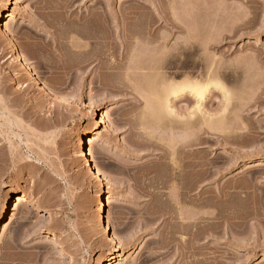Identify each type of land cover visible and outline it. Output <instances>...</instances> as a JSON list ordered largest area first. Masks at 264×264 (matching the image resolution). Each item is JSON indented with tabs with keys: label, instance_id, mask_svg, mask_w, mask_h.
<instances>
[{
	"label": "rangeland",
	"instance_id": "rangeland-1",
	"mask_svg": "<svg viewBox=\"0 0 264 264\" xmlns=\"http://www.w3.org/2000/svg\"><path fill=\"white\" fill-rule=\"evenodd\" d=\"M14 2L0 0V264H98L117 248V264H264V0ZM158 12L177 17L174 37L227 40L171 62L175 42L158 52L166 32L149 34L171 29ZM207 61L231 93L203 113L186 96L183 117L155 123L164 80ZM90 134L103 186L77 156Z\"/></svg>",
	"mask_w": 264,
	"mask_h": 264
},
{
	"label": "bare ground",
	"instance_id": "bare-ground-1",
	"mask_svg": "<svg viewBox=\"0 0 264 264\" xmlns=\"http://www.w3.org/2000/svg\"><path fill=\"white\" fill-rule=\"evenodd\" d=\"M20 2V0H15V2L14 3H12V4H18ZM5 14H6V17H7V19H9L10 18V20L12 19V15H11V13L7 10V11H5ZM165 15V14H164ZM164 15H162V12L160 13V12H158V14L156 15L155 14V18H156V22H157V20L158 21H161V20H164V22L166 23H170V25H171V29H169V28H167L166 26H158V27H153L151 30H150V36L151 37H153V36H155V34L157 35V37L158 36H160V32L159 31H162V29H163V31H164V33L166 32V35H164L163 37L161 36V39H157V40H154L153 41V43H152V41H150L152 44H157V45H155V51H158V52H164L165 53V51L169 48V50H170V48L172 47H169L170 46V44H172V41H174L175 42V44H174V46H175V48L174 49H172L171 50V53H170V51H169V56H168V54H167V56H168V59L171 61V60H175L176 58H178V54L176 53V52H178V51H176V49H177V44H178V42H180V41H183V40H185V38H187V40L188 41H190V44L191 45H193V46H197L198 48H199V46L200 47H202V45H204L205 46V43L204 42H206L207 43V40L205 41L204 40V42H203V44H202V41H200L199 40V38L197 37L198 36V33H197V30L196 29H192L193 30V32L195 33H197V35H194V34H191L190 32H192L191 31V29H188L187 31V37L186 36H183V37H185V38H181V37H179L178 36V38L177 37H174V36H176V34H175V32H174V30H181V27H180V23H179V21H177V17H175L176 18V22L175 21H173V19H175L174 17H172L173 19H170L171 17H170V15H168V16H164ZM171 16H175L174 14L173 15H171ZM0 18H2V16L0 17ZM3 18H4V16H3ZM129 19V18H128ZM177 22L179 23V24H177ZM159 23V22H158ZM7 25V24H6ZM184 28H185V26H183ZM183 28V29H184ZM190 28V27H189ZM215 27L213 26V28H212V30H213V32H214V29ZM126 29V28H125ZM186 29V28H185ZM130 30V29H129ZM220 30V29H219ZM162 31V32H163ZM216 31V30H215ZM218 31V30H217ZM159 32V35L157 34ZM181 32V31H180ZM182 32H184V31H182ZM213 32H211L210 33V35L213 33ZM219 32V31H218ZM217 32V33H218ZM221 32H222V29H221ZM179 33V32H178ZM195 33V34H196ZM215 33V32H214ZM213 33V34H214ZM220 33V32H219ZM148 34V35H149ZM200 34V33H199ZM212 34V35H213ZM222 34V33H221ZM220 34V37H222V35H224V33L221 35ZM129 35V34H128ZM132 36H133V34H131ZM136 35V34H135ZM138 35V34H137ZM136 35V36H137ZM215 36H216V33L214 34ZM213 35V36H214ZM226 35V34H225ZM126 36V35H125ZM131 36V37H132ZM212 36V37H213ZM214 36V37H215ZM218 36V35H217ZM216 36V37H217ZM129 37V36H128ZM141 37V36H140ZM144 36H142V38H143ZM210 37V36H209ZM208 37V38H209ZM219 37V38H220ZM226 37V36H225ZM224 36L222 37V39L223 38H225ZM230 37V36H229ZM130 38V37H129ZM219 38H217L218 40L217 41H219ZM125 39V38H124ZM147 39L148 40H151V39H153V38H151V39H149V37H147ZM146 39V40H147ZM211 40L207 43V46H209V45H211L212 46V44H214V45H216V46H218V44L221 42V41H219V43L216 41V40H212L213 38H210ZM226 40H227V38H225ZM222 40L223 42L224 41H226V40ZM161 40V41H160ZM201 40H202V38H201ZM157 41V42H156ZM148 42V41H147ZM217 42V44H215ZM222 44V43H221ZM221 46V45H220ZM210 47V46H209ZM15 48V47H14ZM173 48V47H172ZM205 48V47H204ZM212 48V47H211ZM16 49V48H15ZM202 49V48H201ZM200 49V50H201ZM17 50V49H16ZM195 50H197L196 49V47H195ZM199 50V49H198ZM203 50V49H202ZM206 50V51H205ZM210 50V49H209ZM18 51V50H17ZM208 51V47H206L205 49H204V52L206 53ZM166 52H168V51H166ZM199 52V51H198ZM209 52V51H208ZM164 53H162V54H164ZM156 54H157V52H156ZM165 55L166 54H164V56H157L156 57V59H158V60H160V63H163V62H161V60H162V58L161 59H159L160 57H165ZM183 55V54H182ZM167 56L165 57L166 59H167ZM164 59V58H163ZM166 59H164L165 61L164 62H166ZM167 59V60H168ZM184 59V58H183ZM182 59V60H183ZM179 60V59H178ZM182 60H180V61H182ZM207 60V59H206ZM163 61V60H162ZM187 61V60H186ZM185 61V62H186ZM208 61H210L209 59H208ZM208 61H207V66L205 67L206 69H205V71H206V73L204 74V72L203 73H201V74H203L202 76H204V75H206L205 77H207V76H213L214 75V73L215 72H217V75H218V70L217 71H215L214 72V64H215V62H214V64H210L209 66H208ZM212 61V60H211ZM215 61V60H214ZM155 62V61H154ZM157 62V61H156ZM172 62V61H171ZM178 62V61H177ZM202 62H203V60H202ZM201 62V63H202ZM213 62V61H212ZM16 63H18L19 65H20V67L23 69V70H25L27 73H28V75H29V77H30V80L31 81H33V82H37V78H36V75H35V73L32 71V69L29 67V65L26 63V61H25V59H24V57L22 56V54L18 51V53H17V57H16ZM160 63H158V64H160ZM217 63V62H216ZM165 64V63H164ZM174 64H175V62H174ZM225 64H227V63H225ZM161 65H163V64H161ZM160 65V66H161ZM198 65V64H197ZM217 65H218V63L215 65L216 67H217ZM219 65H220V63H219ZM221 65H223V64H221ZM233 65V64H232ZM231 65V66H232ZM235 65V64H234ZM187 66H188V64H187ZM201 66V65H200ZM236 66V65H235ZM235 66H233L232 67V73H233V68L235 67ZM154 67H157L156 65L154 66ZM183 67V66H182ZM221 67V66H220ZM236 67H238V65L236 66ZM218 68V67H217ZM222 68H223V66H222ZM221 68V69H222ZM224 68H225V66H224ZM239 68V67H238ZM237 68V69H238ZM184 69H187V68H185L184 67ZM214 69V70H213ZM236 69V68H235ZM153 70V69H152ZM161 70V69H160ZM226 70V69H225ZM224 70V71H225ZM231 70V69H230ZM154 71V70H153ZM155 71H158V70H155ZM162 71H163V69H162ZM161 71V72H162ZM228 71V70H227ZM234 71H236V70H234ZM160 71H159V73H161ZM219 72H222V71H219ZM238 72V71H237ZM236 72V73H237ZM158 73V72H157ZM158 73V74H159ZM163 73V72H162ZM161 73V74H162ZM181 73V72H180ZM161 74L159 75V76H161ZM163 74H165V73H163ZM178 74V73H177ZM201 74H200V77H197V79H202L201 78ZM235 74V73H234ZM184 75V74H183ZM225 75V74H224ZM164 76V75H163ZM166 76V75H165ZM164 76V77H165ZM168 76V75H167ZM176 76V75H175ZM216 76V75H215ZM215 76H214V79H215ZM227 76V75H226ZM178 77V76H177ZM161 78H163V77H161ZM170 77H168V79H169ZM173 78V77H172ZM176 78V77H175ZM164 79V78H163ZM166 79V78H165ZM212 79V83L215 85V91L216 90H218V91H220V92H222V94H223V92L224 93H227V95L229 94L228 92H230L231 93V91H229L227 88V86H225V85H223V82H219V81H217V79H219L218 77H217V79ZM165 82H166V80H164V84H165ZM43 85V88L45 89V90H47L50 94H52L53 96H55L56 98H62V95L58 92V91H55V90H52L50 87H48L46 84H42ZM227 87V88H225V87ZM164 89V88H163ZM185 90H188V91H190V93H191V95L192 96H197V97H199V96H202L203 95V89H201L197 84H194V83H189V81L188 80H184V81H182V82H180L178 85H177V87L176 88H173V89H171V91L172 92H177V93H181V92H185ZM214 91V90H213ZM225 95V94H224ZM186 96H188L189 97V95H187V94H185L182 98H184V97H186ZM230 96V95H229ZM229 96H227L228 98H229ZM188 97H186V99H188ZM225 97V96H224ZM226 97V98H227ZM181 98V99H182ZM180 99V100H181ZM165 100V101H164ZM163 100V102H162V100L160 101L161 103H164L165 105H164V107H163V104H162V106L160 105L159 106V104H158V108H154L153 107V109H154V112H151V114L153 113V117H154V119L156 120V122L155 123H157V124H161L162 122L166 125V123L168 122L167 120H170V122H171V118L167 115V112H168V110H169V107H170V104H174L175 102H177L178 100H169V97L166 95V97H165V99ZM179 100V101H180ZM178 103V102H177ZM175 106V105H174ZM197 107L195 108V113H196V109H197V111H199V113L200 112H202V107H204V105H201L200 103H198L197 105H196ZM155 107H156V105H155ZM162 108L163 107V109H161V110H159V108ZM156 109V110H155ZM203 113V112H202ZM149 114H150V111H149ZM146 116V115H145ZM147 116H149L148 114H147ZM151 117V115L149 116V118ZM167 118H170V119H167ZM153 119V118H152ZM164 121H167L166 123L164 122ZM170 122L168 123V124H170ZM173 122V121H172ZM168 124L166 125V126H168ZM94 123L92 124V126L94 127ZM162 125V124H161ZM171 125H172V123H171ZM169 127V126H168ZM97 143H98V138H97V135H92V134H90V135H88V136H86V137H84L83 139H81V141L79 142V146H80V148H79V151H78V158L80 159V160H82L83 162H84V164H85V166H87V167H89L90 169H91V171H92V173H93V178L95 179V180H97L99 183H101V186H103V184H104V172H103V170L98 166V165H96V163H95V161H94V159H93V157H92V155H90V149H92V148H94L96 145H97ZM150 146V145H149ZM175 148V147H174ZM176 149H174V151H175ZM174 151H173V154H174ZM163 155V154H162ZM258 164V163H257ZM260 164H262V163H260L259 162V164L258 165H260ZM15 197V196H14ZM13 199V200H12ZM26 201V199H25V196H22V195H17L15 198H11V201H10V203L9 204H12V203H22V202H25ZM30 204H32V203H30ZM15 208H17V206L15 207ZM98 222L104 227V229H105V231L108 233V234H112V229H111V226H110V224L107 222V219H106V210L104 209V207H102L101 209H100V212H99V215H98ZM117 251H115V253L114 254H112L111 256H109V257H107L106 259H104V260H102V261H100L98 264H117L120 260H121V258H123V252H121V248H117L116 249Z\"/></svg>",
	"mask_w": 264,
	"mask_h": 264
},
{
	"label": "clouds",
	"instance_id": "clouds-1",
	"mask_svg": "<svg viewBox=\"0 0 264 264\" xmlns=\"http://www.w3.org/2000/svg\"><path fill=\"white\" fill-rule=\"evenodd\" d=\"M181 47L184 49H190V41L185 38V40L178 42L177 44V51L181 50ZM182 80H188L189 83L197 84L201 89H203V95L202 96H192L190 91L185 90V92L177 93L172 92L171 89L176 88L177 85L180 83V81H177L175 78L167 79L164 86V92L165 95L169 97V100H179L181 99L185 94L189 95L190 99L194 103H200L201 105H205V102L207 98L210 96L211 92L215 90V85L212 83V77L207 76L202 79H197L196 77H193L191 73H185L184 76L181 78ZM189 105L182 104L178 107H175L174 104H170L169 110L167 112V115L172 119H180L185 115V112L181 111V109H187Z\"/></svg>",
	"mask_w": 264,
	"mask_h": 264
}]
</instances>
